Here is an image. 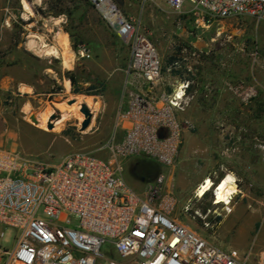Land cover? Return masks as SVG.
I'll return each instance as SVG.
<instances>
[{
  "label": "rangeland",
  "instance_id": "1",
  "mask_svg": "<svg viewBox=\"0 0 264 264\" xmlns=\"http://www.w3.org/2000/svg\"><path fill=\"white\" fill-rule=\"evenodd\" d=\"M1 1L8 11L0 8V148L50 164L75 152L105 156L101 147L113 134L122 105L128 45L88 0H42V6L34 0ZM113 1L148 36L165 66L181 61L183 48L201 51L200 82L216 89L209 99L201 95L185 116L194 130L185 135L174 164L162 167L150 160L132 161L124 172L126 186L144 195L164 175L162 192L152 202L159 213L219 247L242 254L251 251L246 264H258L264 246V235L258 232L264 203V23L232 17L203 24L200 13L190 6L179 13L164 0ZM24 2L31 4L33 14L25 13ZM53 10L62 13L60 26L70 35L68 49L74 68H66L64 79L41 96L40 46L59 43L52 32L41 38V11ZM31 40L37 41V50H30ZM81 47L88 49L90 58L81 56ZM33 72L38 77L34 92L25 85ZM70 77L75 79V87ZM90 87L95 89L89 94H74L73 89L88 91ZM78 99L97 105L84 131V115L73 107ZM63 108L66 121L59 130L54 125L52 129L37 125L38 118L62 115ZM214 175L218 181L226 176L232 184L236 185L232 177L238 181L241 193L229 215L215 209L210 196L194 198L197 186ZM229 184L226 180L218 184V191ZM215 204L230 206L231 199ZM1 232L5 236L0 248H12L18 232L0 228ZM102 253L104 259L98 264L117 259L109 245Z\"/></svg>",
  "mask_w": 264,
  "mask_h": 264
},
{
  "label": "built area",
  "instance_id": "2",
  "mask_svg": "<svg viewBox=\"0 0 264 264\" xmlns=\"http://www.w3.org/2000/svg\"><path fill=\"white\" fill-rule=\"evenodd\" d=\"M88 1L129 48L114 132L101 147L105 156L75 152L57 164L0 148V228L18 232L12 248H0V264H98L105 245L117 257L108 264H246L251 251L219 247L155 209L152 202L162 192L164 175L144 195L124 182L132 161L174 164L185 135L194 130L185 116L201 95L209 99L216 92L200 82L203 53L183 48L181 61L165 66L148 36L117 3ZM164 1L179 13L192 7L203 24L232 17L264 23V0ZM79 52L90 58L86 47ZM228 177L205 178L194 198L210 196L215 209L229 215L241 191L231 196L230 206L215 204L218 184ZM208 181L211 188L200 197L199 188ZM258 232L264 235V203ZM4 236L1 232L0 239ZM258 264H264V246Z\"/></svg>",
  "mask_w": 264,
  "mask_h": 264
},
{
  "label": "crops",
  "instance_id": "3",
  "mask_svg": "<svg viewBox=\"0 0 264 264\" xmlns=\"http://www.w3.org/2000/svg\"><path fill=\"white\" fill-rule=\"evenodd\" d=\"M35 4L42 6V0H34ZM8 5L6 4L5 1L0 2V8L5 9ZM2 9V10H3ZM5 11H8V8L5 9ZM51 11H48V13L42 12L41 11V22L42 25L44 26V29L42 30L41 33V38L42 37H47L50 32L53 33V37L57 39L59 42L60 38L64 37H70L67 31H64L62 27L60 26V18L62 17L61 12H53L50 13ZM38 15V12L36 13ZM59 36V37H58ZM47 46V45H45ZM61 46V47H60ZM59 47V48H58ZM61 45V42L58 45L54 46H47V50L50 49H55L56 51L58 50V55H49L47 50L41 51V96L47 94L48 91L53 87V85L58 84L64 79V73L67 67L64 66L63 64V57L62 54L65 50V47ZM62 49V50H61ZM60 50V51H59ZM71 53V52H70ZM76 53V52H75ZM70 63V69L72 70L74 68V59ZM24 69L27 68L26 65L23 66ZM68 69V68H67ZM30 77L28 78V82L25 84L26 85V90H31L34 92L36 85L34 83V80H36L38 77H36V74L30 73ZM66 88V87H65ZM28 93V91H26ZM56 94V93H55Z\"/></svg>",
  "mask_w": 264,
  "mask_h": 264
},
{
  "label": "bare ground",
  "instance_id": "4",
  "mask_svg": "<svg viewBox=\"0 0 264 264\" xmlns=\"http://www.w3.org/2000/svg\"><path fill=\"white\" fill-rule=\"evenodd\" d=\"M23 5H24V10L26 11L25 13H27L28 15L29 14H33L32 13V7H31V4H28L27 2H24L23 3ZM31 16H33V15H31ZM59 37V36H58ZM61 42V45L62 46H64L65 47V50H64V52H63V54H62V57H63V64H64V66L65 67H67L68 68V70L70 69L69 67H70V63L73 61L72 60V56H71V53H70V51H69V49H68V39H67V37H64L63 36V38H60L59 39V43ZM59 43H58V46H59ZM41 48H40V50L41 51H43V49L44 50H47V46H43V44H42V46H40ZM61 47V46H60ZM63 47V48H64ZM29 48H30V50H37L39 47H38V43H37V41H34V40H31L30 42H29ZM59 48V47H58ZM62 50V49H61ZM60 51V50H59ZM47 52H48V54L49 55H58V50L56 51L55 49H50L49 48V50H47ZM37 53V52H36ZM40 54V53H39ZM74 59V58H73ZM69 88H70V82L69 81H66V89L67 90H69ZM78 97V96H77ZM76 97V98H77ZM82 97V96H81ZM75 99V98H74ZM86 99V98H85ZM87 102V106L90 108V110H95V108H96V104L94 103V102H90L89 100L88 101H86ZM73 104V103H72ZM82 104H84V103H81V100L80 99H78V102L73 106L74 107V111H77V113H78V111L81 109V105ZM95 107V108H94ZM60 109V108H59ZM69 110V109H68ZM70 111V110H69ZM72 111V110H71ZM70 111V112H71ZM65 112H66V110L63 108V114L61 115V117L59 118V119H54V120H51V117H52V113H50V114H47L46 116H42V117H40V118H38L37 119V121H36V123H37V125H39V126H41V127H44L45 129H47V127H48V124L49 123H51L52 125H54V128H55V131H57V130H59L62 126H63V124L65 123V121H66V115H65ZM68 112V111H67ZM95 112V111H94ZM69 114V113H68ZM70 116V115H69ZM81 122H83V121H81ZM226 181H228L230 184L229 185H227V186H224L220 191H218L217 192V194H216V200H218V201H224V200H227V199H231V196L233 195V194H236V193H239V189H238V187H237V185H235V184H232L227 178L225 179ZM225 180H223V181H225ZM222 181V182H223ZM222 182H220V183H222ZM219 183V184H220ZM211 181H208L206 184L204 183L203 185H202V187H200L199 188V195H200V197H202V196H204L205 195V193L211 188ZM232 184V185H231ZM233 185H235V186H233Z\"/></svg>",
  "mask_w": 264,
  "mask_h": 264
},
{
  "label": "water",
  "instance_id": "5",
  "mask_svg": "<svg viewBox=\"0 0 264 264\" xmlns=\"http://www.w3.org/2000/svg\"><path fill=\"white\" fill-rule=\"evenodd\" d=\"M72 103H70L71 105ZM81 113L84 115V120L81 124V130L84 131L86 130L89 125L91 124L92 118H93V113L91 112L90 108L84 103L81 105V109H80ZM61 117L60 114L58 115H52L51 120L54 119H59ZM53 125L51 123L48 124V129H52Z\"/></svg>",
  "mask_w": 264,
  "mask_h": 264
},
{
  "label": "trees",
  "instance_id": "6",
  "mask_svg": "<svg viewBox=\"0 0 264 264\" xmlns=\"http://www.w3.org/2000/svg\"><path fill=\"white\" fill-rule=\"evenodd\" d=\"M68 79L70 80L72 86L75 87V86H76V81H75V79L72 78V77H70V78H68ZM94 89H95V87H90V89H87L88 91H83V90H81V89H73V90H74V94H89V92H90L91 90H94ZM89 90H90V91H89Z\"/></svg>",
  "mask_w": 264,
  "mask_h": 264
}]
</instances>
